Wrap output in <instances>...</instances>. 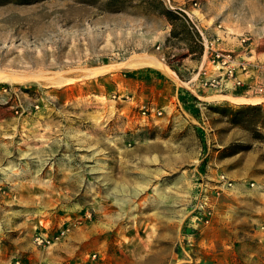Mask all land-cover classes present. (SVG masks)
<instances>
[{"label":"rangeland","instance_id":"374dc122","mask_svg":"<svg viewBox=\"0 0 264 264\" xmlns=\"http://www.w3.org/2000/svg\"><path fill=\"white\" fill-rule=\"evenodd\" d=\"M163 1L264 61V0ZM170 29L148 0L0 1V257L264 264V97L201 94Z\"/></svg>","mask_w":264,"mask_h":264},{"label":"built area","instance_id":"2783aa9c","mask_svg":"<svg viewBox=\"0 0 264 264\" xmlns=\"http://www.w3.org/2000/svg\"><path fill=\"white\" fill-rule=\"evenodd\" d=\"M191 22L198 29L200 42L203 46L198 71V74L201 73L199 84L217 91L243 87L246 92L264 94V61L250 60L241 53L224 47L219 44V36L206 37L192 20ZM244 40L245 38L241 39V41ZM242 73H245L249 80L242 79L240 77ZM142 114L149 118V116L160 115L161 111L145 107L142 109ZM230 184L229 181L225 180L221 185L227 187ZM36 240L40 243L42 238L39 236L36 237ZM94 256L95 254H93ZM15 263L20 264V261L16 259Z\"/></svg>","mask_w":264,"mask_h":264},{"label":"trees","instance_id":"16d2710c","mask_svg":"<svg viewBox=\"0 0 264 264\" xmlns=\"http://www.w3.org/2000/svg\"><path fill=\"white\" fill-rule=\"evenodd\" d=\"M2 1V0H0ZM16 3H30L34 0H7ZM161 15L165 16L170 23L171 29L168 38L184 39L187 42V50L189 53H194L201 56L203 46L200 42V34L198 29L190 21L189 17L180 9H172L165 5L163 0H148ZM167 38V39H168ZM166 62L172 66L171 61L166 59Z\"/></svg>","mask_w":264,"mask_h":264},{"label":"crops","instance_id":"0c3cea01","mask_svg":"<svg viewBox=\"0 0 264 264\" xmlns=\"http://www.w3.org/2000/svg\"><path fill=\"white\" fill-rule=\"evenodd\" d=\"M240 77L245 81L249 80V78L246 76L245 73H242ZM195 91L196 94L199 93L197 92V90ZM202 92L210 93L207 96L223 94V96H231L238 99H242L243 101H249V100L253 101L254 99L256 100V98L253 97H264V94H253L251 92H246L243 87H234V88L225 89L223 91H217L202 86V90L200 91V93L202 94ZM212 92H216L218 94H212ZM24 256H25L24 259L20 261L19 257H17L16 255L5 254L0 257V264H16L15 263L16 259L20 261V264H68L67 257H65L62 254L57 256L55 252L49 250L46 252H43L42 250H35L32 253L26 254ZM57 257H60V259H56ZM63 259H65V262H63ZM181 264H186V263H181Z\"/></svg>","mask_w":264,"mask_h":264},{"label":"bare ground","instance_id":"6f19581e","mask_svg":"<svg viewBox=\"0 0 264 264\" xmlns=\"http://www.w3.org/2000/svg\"><path fill=\"white\" fill-rule=\"evenodd\" d=\"M160 189V188H159Z\"/></svg>","mask_w":264,"mask_h":264}]
</instances>
